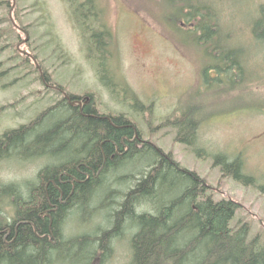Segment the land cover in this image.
Wrapping results in <instances>:
<instances>
[{"label": "rangeland", "instance_id": "rangeland-1", "mask_svg": "<svg viewBox=\"0 0 264 264\" xmlns=\"http://www.w3.org/2000/svg\"><path fill=\"white\" fill-rule=\"evenodd\" d=\"M101 1L105 19L117 37L118 60L113 66L142 106L136 107L134 99H126L119 86L113 92L102 83L65 0H11L9 9L0 0V19L11 14L22 28L18 30L22 43L17 53L8 39L1 36L0 135L30 123L62 100L61 90V94L53 88L48 90L44 84L42 78L47 71L49 85H61L67 94H92L102 113L127 115L143 138L172 154L181 167L205 179L217 199L232 198L240 202L243 208L234 224L249 222L250 237L259 233L264 241V192L261 190L264 186V42L255 43L251 30L252 18L257 12H264V0L216 2L223 24H232L223 27L226 34L232 28L227 35L230 40L226 42L248 56L244 84L223 89L212 75L205 82L203 71L210 65L205 47L202 51L189 38L185 41V35L176 33L164 22L163 15L171 12L169 6H163L165 0L160 1L161 6L157 0ZM8 25L0 22V34ZM22 51L29 52V56ZM196 108L201 118L191 146L177 141L178 129L167 122L182 110ZM54 118L58 119L59 114L49 124ZM219 154L230 161L240 158L243 173L254 181L244 183L224 175L221 166L215 165ZM154 158V154L139 155L120 170L108 173L104 190L99 191L89 209L94 211L98 206V210L89 214L87 209L75 208L62 226L65 239L91 235V240H96L95 237L112 225L109 215L111 208L116 207V204L103 207V199L113 197L114 203L120 202L135 184L127 175L140 177ZM50 163L42 155L14 154L0 158V186L16 184L18 193L26 198L30 185L38 181L39 171ZM176 178L175 173L169 174L165 199L172 196L170 190ZM12 205L6 198L3 212L10 215ZM154 206L143 202L138 211L156 212ZM86 217L89 221H82ZM136 229V225L128 222L122 233L112 238L111 252L103 258V252L97 249L91 264H131V239ZM88 242L81 239L75 245L62 246L53 254L52 264H87L96 249Z\"/></svg>", "mask_w": 264, "mask_h": 264}, {"label": "trees", "instance_id": "trees-1", "mask_svg": "<svg viewBox=\"0 0 264 264\" xmlns=\"http://www.w3.org/2000/svg\"><path fill=\"white\" fill-rule=\"evenodd\" d=\"M65 1L102 83L113 92L114 87L119 86L126 99H134L136 107L142 106L124 78L119 79L113 66L118 60L117 37L105 19L102 1ZM157 1L161 6V0ZM217 1L165 0L163 6H169L171 12L167 11L163 19L173 31L185 35V41L189 38L202 51L205 47L210 60L209 67L203 71L205 82L208 83L212 75L223 89L244 84L248 56L226 42L230 40L227 35L232 28L226 34L223 27L232 24H223ZM2 4H7L8 9L12 6L11 0H2ZM4 17L6 19L1 18L0 22H7L9 28L0 34V41L4 35L17 53L22 43L18 32L21 26L11 14ZM251 28L254 42L261 45L264 42L263 11L252 18ZM214 40L216 42L211 44ZM46 73L41 78L47 89L53 88L61 94L64 88L49 85ZM68 95L69 98L63 96L30 123L0 135V158L14 154L42 155L52 162L39 171L38 181L30 185L26 198L18 193L16 184L0 186V264H52L56 251L65 245H75L81 239L96 247L87 263L91 264L97 249L103 252V258L111 252L112 238L121 234L128 222L137 228L131 239V264H264L262 235L250 237L251 225L245 220L234 224L243 208L240 202L232 198L217 199L205 179L181 167L172 154L143 138L127 115L100 112L92 94ZM56 113L59 118L49 124ZM198 115L197 108L185 109L168 120V124L178 129L177 141L194 144L201 118ZM146 154H154V160L140 177L127 175L135 184L124 193L123 199L117 203L113 197L102 201L103 207L116 204L109 215L112 225L93 241L91 235L66 240L62 226L70 213L75 208L87 209L89 214L97 211L98 206L94 211L89 209L99 191L104 190L106 175ZM215 165L221 166L224 175L234 176L244 183L254 181L243 173L240 158L230 161L219 154ZM172 173L177 180L170 190L172 196L165 199L168 176ZM261 190L264 192V186ZM111 193L113 190L110 196ZM6 198L13 204L10 215L2 210ZM143 202L155 205L156 212H139ZM83 220L89 221L88 217ZM8 228L11 233L4 241Z\"/></svg>", "mask_w": 264, "mask_h": 264}, {"label": "flooded vegetation", "instance_id": "flooded-vegetation-1", "mask_svg": "<svg viewBox=\"0 0 264 264\" xmlns=\"http://www.w3.org/2000/svg\"><path fill=\"white\" fill-rule=\"evenodd\" d=\"M56 88H57V86H55ZM63 92V91H62ZM63 94H65L64 92H63ZM136 137V136H135ZM29 192H30V187H29ZM28 196H29V194H28ZM5 231V230H4ZM36 231V230H35ZM2 232V231H1ZM16 232H17V228H16ZM11 233V228H8V230H7V234L4 236V241H7V237H8V235Z\"/></svg>", "mask_w": 264, "mask_h": 264}, {"label": "bare ground", "instance_id": "bare-ground-1", "mask_svg": "<svg viewBox=\"0 0 264 264\" xmlns=\"http://www.w3.org/2000/svg\"><path fill=\"white\" fill-rule=\"evenodd\" d=\"M20 29H21V28H20ZM61 91H63V92L65 93V94H64L65 97H68V98H69V95L67 94L66 91H64V90H61ZM69 100H70V99H69ZM75 102H77V100H75ZM75 102L72 101V103H75ZM80 102H81V101H80ZM81 103H82V102H81Z\"/></svg>", "mask_w": 264, "mask_h": 264}, {"label": "water", "instance_id": "water-1", "mask_svg": "<svg viewBox=\"0 0 264 264\" xmlns=\"http://www.w3.org/2000/svg\"><path fill=\"white\" fill-rule=\"evenodd\" d=\"M36 60V59H35Z\"/></svg>", "mask_w": 264, "mask_h": 264}]
</instances>
